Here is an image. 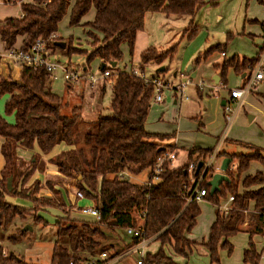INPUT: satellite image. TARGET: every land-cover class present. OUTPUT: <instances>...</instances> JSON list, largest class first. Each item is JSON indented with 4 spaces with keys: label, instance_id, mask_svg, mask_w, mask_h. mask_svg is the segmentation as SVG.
<instances>
[{
    "label": "trees",
    "instance_id": "trees-1",
    "mask_svg": "<svg viewBox=\"0 0 264 264\" xmlns=\"http://www.w3.org/2000/svg\"><path fill=\"white\" fill-rule=\"evenodd\" d=\"M261 2V0H259ZM7 3H19L22 16L7 17L0 21V39L7 49L14 48L17 38H22L21 48L27 49L39 37L47 38L56 33L59 22L69 8L68 22L71 26L81 24L83 17L91 8L95 13L91 21L83 25L89 47L81 49L74 46L70 38L65 43V53L84 57L83 66L88 67L90 60L101 61L102 72L109 70L111 98L108 112L99 114L94 120V130H78L81 120L80 107L74 106L70 114H63L59 96L51 92L45 79V70L34 69L21 64L19 80L0 76V98L8 96L4 104L5 115H12L8 122L0 114V234L15 221L24 220L28 215L35 216L34 205L50 207L52 199L37 197L39 182L26 186L32 170L38 161L33 156L32 168L23 175L20 173L12 188L8 190L7 179L14 176L18 158L14 149L21 145L31 149L36 144L41 153H49L53 147L63 141L67 145H77L74 150L60 154L54 162L60 173L72 178L77 190L96 202L99 219L95 222L80 221L66 216L55 222L58 238L67 237L65 246L56 240L52 247L49 264H80L94 258L101 252L109 253V258L139 244L143 239L156 236L160 243L155 253H146L143 264H178L165 250L172 245L175 254L187 257L191 242L185 237L194 227L199 215L197 201L189 199L201 175L202 168L189 170L188 163L205 161L213 148H190L187 150L186 164L173 168L169 162L162 164L159 181L150 185L133 183L118 176L119 172L138 174L147 170V177L157 158L173 146L160 145L151 139L163 140L172 135L150 133L145 129L149 107L154 99V86L131 70L111 72L113 63L122 58V45L129 47L132 53L137 32L143 29L144 19L149 12H162L166 15L193 16L195 11L212 0H3ZM190 35L196 30L190 22ZM228 40L232 35H227ZM227 40V41H228ZM217 49L219 47H216ZM223 52V47L220 48ZM175 45L165 51L154 47L145 49L141 55L142 64L154 61L160 64L164 59H171ZM204 56V55H203ZM234 55L217 65L221 71V82L228 67L235 71L250 74L257 60ZM199 59V58H198ZM197 59V60H198ZM199 61V60H198ZM197 61V62H198ZM141 70V69H140ZM143 70V69H142ZM142 72V71H141ZM157 78V77H156ZM245 80V78H244ZM105 87V86H104ZM251 150L250 153L216 152L215 157H229L236 161V166H229L225 171L228 181H223L219 189L210 193L207 180L214 174L213 166L209 177L199 183L205 189L202 199L217 206L215 221L209 229L203 245L209 252L211 262L219 261V250H233L228 237L240 231V225L247 222L249 246L243 252V261L257 264L260 253L252 248L251 237L264 234V173L256 172L242 178L243 192H238L239 181L252 161L264 165V148L247 142L234 141ZM22 176L20 186L16 184ZM259 186V187H257ZM257 187V188H256ZM6 196L27 199L32 202L29 208L10 203ZM233 196L229 210L224 212L221 203ZM253 203L249 207V203ZM144 212L143 235H130L119 251H113L114 244L109 233L121 229L135 228L138 214ZM40 221L41 218L35 217ZM18 230V229H17ZM25 234L19 229L16 234H9L8 240L16 241ZM118 241L122 240L118 236ZM125 241V239H123ZM0 264H34L23 258L6 255L0 245Z\"/></svg>",
    "mask_w": 264,
    "mask_h": 264
},
{
    "label": "rangeland",
    "instance_id": "rangeland-1",
    "mask_svg": "<svg viewBox=\"0 0 264 264\" xmlns=\"http://www.w3.org/2000/svg\"><path fill=\"white\" fill-rule=\"evenodd\" d=\"M69 11L68 8L65 16L59 22L56 39H63L67 42L71 38L74 46L87 49L89 45L84 32L86 27L83 24L93 19L95 10L91 8L83 17L81 24L75 26H71L68 22ZM20 16L19 3H0V20ZM255 19L259 22L254 21ZM262 20H264V4L259 0H212V2H207L197 9L193 16L166 15L157 11L149 12L145 16L143 29L137 32L132 53H130L127 45H122V58L110 70L113 73L117 70L141 69L143 76L147 79L159 74L157 78L166 86L178 84L182 79L180 76L182 73L190 78L191 83L184 89V96H188L189 99L183 98L180 101V94L170 87L162 90L161 101L152 100L145 124L148 130L158 131L168 121H176L177 124L174 122V128L177 129V132L174 130L173 137L177 141L180 138V145L192 146L195 143L215 147L220 139L233 138L264 148V97L258 96V92L264 94V79L252 86L241 100L230 99L228 103L231 109L230 113L225 112L224 105L221 106L220 103L223 99H229L230 90L243 84L241 74L235 71L234 66L226 69L224 82H221L223 86L218 87L217 96L201 99L194 88L198 84H203V88L200 90L204 91L209 86L214 85L213 78L215 69H217L216 66L221 65L224 60H228L234 55L240 58L258 56L261 50L259 45L264 44V37L259 36L261 29L258 25ZM190 22L196 27L192 35H190V32L194 27L191 28ZM228 34L232 35L230 40H228ZM173 45H175V53L171 59L166 58L160 64L154 61L142 64L140 55L145 49L154 47L160 51H165ZM221 46L225 52V57L221 55ZM3 50V43L0 39V52ZM60 59L59 61H64L67 58L63 56ZM70 60L71 62H84V57L74 54L71 55ZM100 65L101 61L98 58L90 60L87 73L99 77V75H102ZM161 67H164V70L158 72L157 70ZM188 67H191V70H188ZM175 71L178 77L173 75ZM59 72L61 71H57V77H60ZM248 77L250 76L247 73L243 76L245 78L244 85ZM98 83L94 87H90L85 81H78L72 89L67 90L69 92L68 96L66 92L63 94L65 89L63 83L60 80H55L52 84L54 92L68 97V105L66 107L62 106V113L69 114L73 106H79L82 108V117L85 120L93 122L92 120L99 114L105 115L108 112L111 98L110 81L106 80V88L103 89L99 87ZM71 92L78 95V100L74 97L71 98ZM175 99H177V103H174ZM6 100L7 95L0 98V114L10 122L13 121V116L4 113ZM227 113L230 114L232 120L227 119ZM249 114L255 115L252 120L248 119ZM197 115L200 117H196ZM201 117L203 123L201 122L202 126L199 129L198 123H200ZM219 149L235 154L251 152L250 149L230 142V140H225ZM54 160L55 158L52 159L53 162ZM184 161L185 158L182 161L175 158L172 163L177 165L179 162ZM219 161L220 158L212 161L213 171ZM235 164L236 161H233L231 166H235ZM146 174L147 170L138 174L128 173L124 176V179L133 183H141L146 181ZM47 175L50 176L51 179L49 180L52 185L53 182L60 181V186L64 188L66 186L65 191L74 193L77 190L72 178L61 177L57 174ZM21 181L22 179L19 178L16 184L20 186ZM35 182L36 180L30 185ZM51 184L50 187H52ZM30 185H27L26 181V186ZM14 198L15 204L18 206L29 208L32 205V202L27 199ZM220 205H223V203ZM34 206L35 216L28 215L24 220L15 219L7 230L1 231L0 245L5 250L6 255L12 254L21 257L27 263L49 264L54 242L58 240L61 244L67 246L68 239L67 237L58 238L57 236L55 225L57 213L51 207L56 206L55 203L45 208L39 205ZM199 206L201 213L193 229L196 237H201L206 233L203 232L206 227V220L214 210L213 203L205 199L199 202ZM59 209L63 210L62 206ZM35 217H39L41 220H35ZM17 229H21L25 234L16 241L8 240L7 236L16 234ZM118 236L121 239H130V235L121 229L109 233L114 248ZM228 255L232 259L234 256L233 250Z\"/></svg>",
    "mask_w": 264,
    "mask_h": 264
},
{
    "label": "crops",
    "instance_id": "crops-1",
    "mask_svg": "<svg viewBox=\"0 0 264 264\" xmlns=\"http://www.w3.org/2000/svg\"><path fill=\"white\" fill-rule=\"evenodd\" d=\"M26 1H31V0H26ZM4 3L3 0H0V3ZM262 4H264V1L261 0ZM5 4V3H4ZM21 16H22V12H21ZM3 20V19H2ZM1 21V20H0ZM254 21H257V19H255ZM259 22V21H257ZM260 26L261 31H259L260 35L259 36H263L264 37V20L260 21V24H258ZM59 41H63L66 43L65 40L63 39H59ZM1 42L3 43V47L4 50L2 52H0V54L4 53L7 48L5 47L4 42L1 40ZM22 45V38L18 37L16 44L14 45V47H20ZM264 44L259 45L260 48L263 47ZM61 52V54H60ZM224 52V51H223ZM222 53V52H221ZM225 53V52H224ZM222 55V54H221ZM65 56V58H67L64 61H59L61 60L60 57ZM223 57H225V54L222 55ZM51 58L59 61L60 64L64 65V66H68L71 67L73 69L77 68L78 66L82 65V69L85 71L86 74H88V67L83 66V61H75V62H71L70 58H68L66 56L65 50L64 48H60L59 46H57L51 53ZM220 65V64H219ZM217 67V66H216ZM133 69V68H132ZM164 70V67L159 68L157 71L160 72ZM188 70H191V67H188ZM20 72H21V66L18 65H10V64H6V65H2L0 64V76L3 78H10L12 80H19L20 78ZM60 73V77H58L56 79V81H61L65 87V89L63 90V94L66 92L67 95L69 96V92L67 90H70L73 88V86L76 84L73 82H69V81H65L62 77V73ZM102 73V72H101ZM246 73H242L241 77L243 80V84L244 85V78L243 76ZM174 76H177V72L175 71L173 73ZM153 77H159V74L152 76ZM100 78V82L99 87H101V89L106 88V81L102 80L101 75H99ZM213 82L214 85H211L208 87V89L200 90L197 87H194L196 89L197 95L202 99V98H209L210 96H217L216 94H218V87L219 86H223V84L221 83V71L219 69V67H217V69H215V74H214V78H213ZM55 81V80H54ZM51 82V84L47 87L48 89L57 94L59 96V100L60 103L62 104V106H67L68 105V97L64 96L63 94H58L56 92H54V90L52 89V84L53 82ZM86 82V81H85ZM88 83V82H86ZM89 85V83H88ZM101 85V86H100ZM105 86V87H104ZM240 86V87H242ZM251 93V92H250ZM64 96V97H63ZM258 96L264 97V94L262 92H258ZM74 97V99L78 98L77 94H74V92H71V98ZM67 98V99H66ZM8 99V96H7ZM189 99V97L187 98ZM186 99V100H187ZM63 100H65L64 104H63ZM78 100V99H77ZM181 101V100H180ZM230 101V97L228 100H222L220 105L223 106L225 103H229ZM159 102V101H158ZM177 99L174 100V103H177ZM74 107V106H73ZM72 107V108H73ZM150 108H151V104L149 107V111H148V115L145 121V124L147 122L148 116H149V112H150ZM70 114V113H69ZM80 114H81V120L80 123L78 124V130L82 131L85 129H90L91 131L94 130V125L93 122L94 120L97 118L95 117L94 120L88 121L85 120L82 117V108L80 107ZM225 115V112H224ZM249 116H252L250 120H252V118L255 115H251L249 114ZM196 117H200L199 115H197ZM197 119V118H196ZM232 120V119H231ZM12 122V121H10ZM176 123V121H174ZM174 122H167L166 125H163V128L158 130V131H150L146 128L145 125V129L150 132V133H154V134H160V135H172L171 138H165L163 140L157 139V138H153L151 139L154 143L156 144H160V145H170L173 146L175 154H176V158L181 159V161L185 158L184 162H179L177 165H174L173 163L171 164V166L173 168L175 167H179L183 164H186L188 162V158H187V150L190 148H213L214 150H217L218 152H220L219 147L222 146V144L225 142V140H230V142L235 143L234 141H238V142H244L240 139H233V138H222V140L220 139V141L215 145V147H209V146H205V145H198L193 143L194 145H190V146H185V145H180L179 141L180 138L178 139V141L173 137L174 135V130L177 132V129L174 128L175 124ZM201 122L203 123L202 117L200 119V123H198V128L200 129ZM177 124V123H176ZM1 138H0V142H1ZM82 143L81 141H79L77 143V145H67L65 144L63 141H60L59 143H57L53 149L47 153V154H43L41 153L40 149L38 148V146L35 144L33 148L31 149H27L21 145H17L14 149L15 155L18 158L17 163H16V169H15V173L14 176H12V182L11 184L13 185V183L16 180V177H18V175L20 173L26 174L31 168H32V161H34L33 156H38V161L35 165V168L32 170V173L30 175V177L27 180V185H30L34 180L39 182V189L37 192V197L39 198H49V199H53V203L56 204V206H51L55 212L57 213L56 215V221L58 220L59 217H63L66 216L65 213L71 218V219H75V220H80V221H88V222H95L97 221L95 218H93L90 214L87 213H83L82 209L84 207H94L96 206V202L94 199L88 198L85 195L82 198H74V193L71 192H67L66 190V186L65 188L63 186H60V181L58 182H53V185L51 184L52 182H50L49 178L50 176H48L47 174H57L60 175L61 177H63L64 175L62 173H60L57 170V165L55 162L52 161V159H56L60 154L64 153V152H69L70 150H74L76 148V146H80ZM254 145V144H253ZM182 151V152H181ZM226 151V150H223ZM229 152V151H226ZM229 153H233V152H229ZM217 157H215L214 159H216ZM224 157L220 158L219 164H217V166H215L214 168V172H220V163L221 160ZM232 160L229 164V166L232 165ZM2 158L0 156V167L2 166ZM236 166V164H235ZM235 166H231L232 168H234ZM256 172H263L264 173V165H261L258 162L252 161L250 163V166L248 168V170L243 173L239 184H238V192L242 193L243 192V187L241 184L242 178L245 177L246 175H253ZM129 172L124 171L123 173V179L124 176L126 174H128ZM148 173V171H147ZM225 173V172H224ZM132 174V173H131ZM147 176V174H146ZM55 177V176H52ZM20 179H22V176L20 177ZM46 179H48L46 181ZM144 183V182H141ZM50 184L52 185V187H50ZM65 183L63 182V185ZM45 188H44V187ZM259 187V186H257ZM256 187V188H257ZM52 188V189H50ZM56 193V195H55ZM6 200L10 203L15 204V198L11 197V196H6ZM204 200V199H201ZM197 201L198 207H199V215L201 213V209L199 206V202L201 201ZM56 201V202H55ZM230 202H228V200L225 202H223V205H221V209L223 206H225L226 204L229 205ZM214 205V204H213ZM32 206V205H31ZM63 208L59 209V207ZM253 203H249V207H252ZM217 208L216 205H214V210L212 212V214L210 215L209 218H207L206 220V227L204 229L203 232H206L204 235H202L201 237H196L194 236V232L193 229L198 221V217L196 218V223L194 225V227L189 231V233H187L185 235V237L191 242L190 245V251L188 253L187 257L175 254L173 252L172 249V245H166L165 246V250L167 251V254L172 256V258L174 259L175 262H177L178 264H251L249 262H244L243 261V252L246 249H250L249 246V233L247 232V222L244 221L241 225H240V231L227 238V240L232 244L233 246V258L231 259V257L227 254V250L226 249H220L219 250V261L218 262H211L210 260V256H209V252L207 251L206 247L203 245V243L206 241L208 233H209V229L211 227V225L213 224V222L215 221V209ZM130 240V239H129ZM129 240H120L118 241V239H116V246L115 248H113V251H119L125 244V242H128ZM251 241H252V248L255 252L260 253V257H259V261L257 264H264V234H256L253 235V237H251ZM160 247V243L159 241L156 239V236H153L151 238L148 239H144V241L140 242L139 244L123 251L122 253H120L119 255H116L114 257H112V259L110 260L112 262V264H138L137 263V259L139 256V250H142L141 252L143 253V255H145L146 253H155ZM4 253L6 254L5 250ZM98 255V254H97ZM96 255V256H97ZM95 256V257H96ZM107 256H110L109 253H107ZM137 257V258H134ZM144 257V256H143ZM191 259H190V258ZM189 259V260H188ZM143 264V263H141Z\"/></svg>",
    "mask_w": 264,
    "mask_h": 264
},
{
    "label": "built area",
    "instance_id": "built-area-1",
    "mask_svg": "<svg viewBox=\"0 0 264 264\" xmlns=\"http://www.w3.org/2000/svg\"><path fill=\"white\" fill-rule=\"evenodd\" d=\"M56 33H52L47 38H37L32 45L27 48H21V47H14L7 49L4 53L0 54V64L6 65H18L21 66V64H25L28 66L33 67L34 69L42 68L45 70V79H46V85H50L52 81L56 80L57 77V71L60 70L62 73V77L65 81L69 82H78V81H86L89 83L90 87H94L98 81L100 80L99 77L93 75V74H86L85 71L82 69V65L78 66L77 68L73 69L71 67H66L62 64H60L59 61H56L51 58L52 51L57 47L56 42L59 41L56 39ZM222 55L225 53L222 52ZM132 73L134 75L140 76L143 78L146 82H150L154 86V99L156 101H161V92L164 88H170L172 87L175 92H178L180 94V100L183 98L187 99L188 96H184V89L185 87L191 83L190 78L185 75L181 74V81L176 84L175 86L162 84L161 81L156 78H150L147 79L143 76V73L140 69H132ZM250 77H248L245 85L242 87H238L235 89L230 90L229 97L231 100H241L245 94H247L248 91H250L251 87L254 86L258 81L264 79V45L261 48L259 54H258V60L251 70ZM109 77V70H104L102 72L101 78L102 80L106 81ZM195 87L202 89L203 84H198ZM224 110L225 112L230 113V107L228 103L224 104ZM227 113L226 117L227 119L231 120L230 114ZM217 150H213V153L205 160L203 161V165L201 166L202 171L201 175L197 180V183L191 193V196L188 200L191 198L195 201H199L203 198L205 195V189L199 188V183L206 178L209 177V169L213 166L212 161L215 158ZM176 158L175 151H168L163 154H161L154 165V167L151 169L149 176L147 177L146 181L144 183L150 185L152 183H156L159 181V174L162 170V164L165 162H169L172 164V161ZM189 170H192L193 168H196V164L194 162L188 163ZM123 173L119 172L118 176L123 179ZM84 196L83 192L80 190H76L74 192V198H82ZM233 196H229L228 201H232ZM229 205H225L222 207V210L224 212H227L229 210ZM83 213L90 214L93 218L96 220L99 219V211L94 207H84L82 209ZM144 212L138 214V223L135 226V228H127L126 233L131 234L134 236H142L143 235V220H144ZM144 241V239L142 240ZM141 241V242H142ZM142 250H139V256L137 259V263L141 264L143 262V253ZM112 258H109L107 256L106 252L99 253L96 257L86 261L81 262L80 264H112L110 261Z\"/></svg>",
    "mask_w": 264,
    "mask_h": 264
},
{
    "label": "water",
    "instance_id": "water-1",
    "mask_svg": "<svg viewBox=\"0 0 264 264\" xmlns=\"http://www.w3.org/2000/svg\"><path fill=\"white\" fill-rule=\"evenodd\" d=\"M56 45L59 46L60 48L65 47V42L63 41H57ZM115 63L112 64L114 66ZM101 66H104V64H101ZM252 116H248V119L250 120ZM231 162V158L225 157L222 159L221 164H220V172H216L212 174V176L207 180V184L210 186V193L212 194L214 191H217L219 189L220 184L223 181H228L229 178L228 176L224 173L227 168L229 167V164ZM203 165V161H199L196 167V170H199L201 166ZM12 178L11 176L8 177L7 179V188L10 190L12 188Z\"/></svg>",
    "mask_w": 264,
    "mask_h": 264
}]
</instances>
